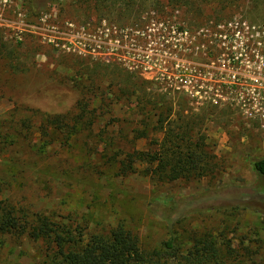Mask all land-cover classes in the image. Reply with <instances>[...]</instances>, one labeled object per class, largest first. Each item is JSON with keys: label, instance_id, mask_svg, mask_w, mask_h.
<instances>
[{"label": "rangeland", "instance_id": "obj_1", "mask_svg": "<svg viewBox=\"0 0 264 264\" xmlns=\"http://www.w3.org/2000/svg\"><path fill=\"white\" fill-rule=\"evenodd\" d=\"M169 1H155L163 7L151 3L143 9L142 18L134 19L122 9H117V14L92 10L94 4L83 0H39L34 6L31 0H0V30L18 47L16 60L0 62V122L17 108L18 118L28 117L35 110L52 115L74 113L80 98L74 86L90 84L80 79L88 78L87 68L97 63L117 67L136 73L148 82L149 89L169 94L175 114L169 121L182 111L205 117L197 131L201 130L207 150L215 156L218 170L214 176L155 184L143 174L122 177L116 164L107 163L95 152L91 157L89 148L96 150L92 147L97 141L94 135L123 133L132 139V130L143 128L129 102L109 95L116 87L105 71L96 80L105 95L98 103L93 135H77L72 148L56 143L44 155L22 147L17 151L22 168L0 154V174L11 172L7 192L15 203L74 228L80 224L91 232L103 233L124 224L143 248L153 250L162 246L171 222L176 221L175 229L183 241L193 234L210 233L231 241L240 254L243 248H249L255 255L246 264H264L261 212L207 210L242 204V194L258 186L252 160L264 157V132L230 105H212L204 98L194 100L176 89L179 77L191 78L187 69L193 72L217 63L216 55L202 49L205 39L198 35L201 29L236 16L264 23V4L253 0H233L229 4L210 1L195 11L183 2ZM150 131L151 137L164 141V133ZM39 135L35 137L38 146ZM148 144L141 140L136 147L146 151ZM123 145L126 149L127 144ZM44 253L42 242L8 239L0 248V264H40Z\"/></svg>", "mask_w": 264, "mask_h": 264}, {"label": "trees", "instance_id": "obj_2", "mask_svg": "<svg viewBox=\"0 0 264 264\" xmlns=\"http://www.w3.org/2000/svg\"><path fill=\"white\" fill-rule=\"evenodd\" d=\"M83 1L93 3L94 6L89 5L92 10H111L110 13L117 14V9H122L134 16V19L142 18L143 9L151 3L163 7V4L156 5L159 0ZM170 1L169 4L183 2L187 9L199 11L205 2L229 4L233 0H200L199 4L188 0ZM253 1L258 5L264 4V0ZM31 2L34 6L39 0ZM118 15L121 16V13L118 12ZM17 49V46L5 39L0 30V62L16 60ZM13 66L17 67L14 64ZM87 69L88 78L86 76V80H83L80 76V79L82 83L90 81V84L75 83L74 86L80 92L74 113L52 115L41 114L35 110L30 111L31 115L28 117L18 118L20 110L17 108L1 121L0 154L9 156L13 165L22 168L19 162L21 158L17 157V151L22 147L35 149L37 155H44L56 143L72 148V141L77 135H93L98 123V103L103 102L105 95L97 87L96 80L105 71L112 76L111 85L116 87L114 94L109 95L118 101L129 102L141 118L140 125L143 128L132 130V139L128 138L130 134L126 136L123 133L111 136L94 135L97 141L92 147L96 150L89 148L91 157L95 152V155L107 159V163L116 164L122 177L143 174L155 184L174 183L182 179L201 180L214 176L218 170L215 156L207 150L205 138L200 133L205 117L193 113L185 115L182 111L176 114L175 120L169 121L175 115L173 105H169V94H161L158 89H149L148 82L136 73L117 67L112 69L111 66L99 63ZM153 116L157 119L154 120ZM166 124L168 126L165 129ZM197 128H200L199 131ZM151 129L164 133V141L151 137ZM36 135L41 137L40 146L36 145ZM141 140L149 141L148 150L137 149L136 142ZM123 144H127L126 149ZM252 165L259 183L246 195L242 194L244 198L242 196L239 199L242 204L236 202L232 206H213L207 210L230 209L234 213L254 210L264 215V157L253 159ZM140 166L143 167L142 170ZM10 173L0 174V248L7 244L8 239L42 242L45 245V257L40 264H246L255 255L249 248H243V253L240 254L231 241L225 242L210 233L193 234L187 241H183L175 229L176 221L171 222L168 238L162 246L153 250L143 248L139 238L124 224L103 233L91 232L87 226L80 224L74 228L50 215L33 211L21 202L15 203L7 192L11 185ZM262 241L264 245V240Z\"/></svg>", "mask_w": 264, "mask_h": 264}, {"label": "built area", "instance_id": "obj_3", "mask_svg": "<svg viewBox=\"0 0 264 264\" xmlns=\"http://www.w3.org/2000/svg\"><path fill=\"white\" fill-rule=\"evenodd\" d=\"M198 35L205 39L204 52L216 55L217 63L187 69L193 80L179 77L176 89L194 100L230 105L264 132V23L236 16L211 22Z\"/></svg>", "mask_w": 264, "mask_h": 264}]
</instances>
